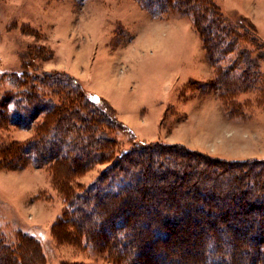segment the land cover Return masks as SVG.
Masks as SVG:
<instances>
[{"label": "rangeland", "instance_id": "374dc122", "mask_svg": "<svg viewBox=\"0 0 264 264\" xmlns=\"http://www.w3.org/2000/svg\"><path fill=\"white\" fill-rule=\"evenodd\" d=\"M217 2L233 19L251 17L258 27L246 18L264 39V0ZM180 19L183 25L176 29L172 25ZM250 34H255L252 29ZM200 42L190 19L173 15L161 20L137 0H0V102L7 95L34 90L32 77L59 72L79 81L85 95L103 96L107 117L114 118L116 113L119 121L123 118L125 128L113 122L107 131L114 140L113 158L81 173L74 184L77 193L93 186L122 151L142 142L184 146L230 162L264 160V155L256 154L264 152V90L249 87L242 93H212L193 84L209 76L208 56L203 55ZM246 47L264 72L260 59L264 47ZM36 87L40 94L54 93L51 88ZM43 120L44 115L25 129L0 120V149L33 141ZM25 157L23 168L5 160L7 168L0 169V232L9 238L19 233L35 235L47 264H116L108 241L110 230L100 234L75 223L76 232L85 230L88 237L76 240L60 231L61 240L54 237L53 225L65 209L54 179L64 169L47 163L38 167ZM145 216L140 212L135 219ZM251 230L254 235L258 232ZM179 232L173 233L172 240L181 238ZM147 236L143 239L150 241L153 232ZM156 242L153 250L167 248V260L174 262L190 247L181 241V245ZM244 244H249L248 249L253 246ZM200 247L204 251L206 245ZM150 255L145 258L153 264H166L165 259ZM196 256L198 251L188 254L186 262L192 263ZM256 258L264 262L263 256Z\"/></svg>", "mask_w": 264, "mask_h": 264}, {"label": "trees", "instance_id": "16d2710c", "mask_svg": "<svg viewBox=\"0 0 264 264\" xmlns=\"http://www.w3.org/2000/svg\"><path fill=\"white\" fill-rule=\"evenodd\" d=\"M137 1L161 20L173 15L191 20L214 73L211 80L193 84L212 93H242L249 87L263 93L264 72L246 45L262 50L264 41L248 18L226 15L217 0ZM260 59L264 61V55ZM57 73L32 77L34 90L7 95L0 102V120L12 126L31 128L44 115L33 141L0 149L4 160L0 169L7 168L5 160L23 168L26 155L35 166L52 164L64 169L59 176L54 174V185L65 205L52 229L57 240H61L59 231L77 240L88 237L87 229L100 234L110 230L108 241L116 264H153L145 258L150 253L166 264H188L186 256L197 251L199 256L189 264H264L256 258L264 257V160L230 162L184 146L142 142L122 151L93 186L77 193L78 177L110 161L114 154L109 126L113 122L126 126L116 113L111 119L106 116L105 99L94 93L85 95L79 81ZM37 85L54 93L40 94ZM140 212L146 216L136 220ZM75 223L84 232L77 233ZM252 228L258 229L255 235ZM177 231L181 238L172 240ZM152 232L150 241H145L143 236ZM156 240L175 241L173 245L181 241L190 247L174 262L167 260V248L153 250ZM244 242L253 246L248 249ZM201 245H206L204 251ZM45 260L35 235L19 233L9 238L0 232V264H47Z\"/></svg>", "mask_w": 264, "mask_h": 264}, {"label": "crops", "instance_id": "0c3cea01", "mask_svg": "<svg viewBox=\"0 0 264 264\" xmlns=\"http://www.w3.org/2000/svg\"><path fill=\"white\" fill-rule=\"evenodd\" d=\"M246 17H248V16H246ZM248 18H250L253 22H255V24L257 23V22L254 21L251 17H248ZM182 20H184V19H182ZM180 22H182L181 19L178 20V21H177L175 24H173L172 26H173V27H176V29L179 28V26L182 27L183 24L180 23ZM184 24H185L186 28H188V24H186L185 22H184ZM256 26H257V24H256ZM257 27H258V26H257ZM259 33H260V32H259ZM198 36H199V35H198ZM263 40H264V39H263ZM200 44H201V42H200ZM201 46H202V48H204V47H203V43L201 44ZM202 50H203L202 52H203V55H204L206 51H205V49H202ZM206 54H207V53H206ZM207 58H208V57H207ZM205 64H206L205 66H206V68H207V71H206V72L209 74V76L203 78V79H202L203 82L211 80V79L213 78V76H214V73H213V70L211 69V66H210V62H209V60H208V62L206 61ZM202 81H201V82H202ZM118 115H119V117H120V113H119ZM120 118H121V120L123 121V118H122V117H120ZM124 122H125V121H124ZM125 123H127V122H125ZM254 154H255V153H254ZM256 154H258V155H260V156H263V155H264V152L261 153V154H260V153H256ZM256 154H255V155H256ZM58 217H59V216H58Z\"/></svg>", "mask_w": 264, "mask_h": 264}, {"label": "bare ground", "instance_id": "6f19581e", "mask_svg": "<svg viewBox=\"0 0 264 264\" xmlns=\"http://www.w3.org/2000/svg\"><path fill=\"white\" fill-rule=\"evenodd\" d=\"M99 97L102 98V99H104L103 96H101V95Z\"/></svg>", "mask_w": 264, "mask_h": 264}]
</instances>
